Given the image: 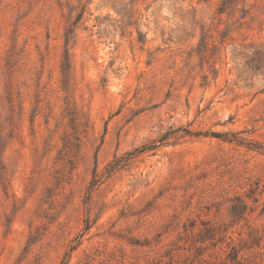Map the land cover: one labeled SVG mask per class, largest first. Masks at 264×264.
<instances>
[{
  "label": "rangeland",
  "instance_id": "1",
  "mask_svg": "<svg viewBox=\"0 0 264 264\" xmlns=\"http://www.w3.org/2000/svg\"><path fill=\"white\" fill-rule=\"evenodd\" d=\"M73 246L264 264V0H0V264Z\"/></svg>",
  "mask_w": 264,
  "mask_h": 264
},
{
  "label": "trees",
  "instance_id": "2",
  "mask_svg": "<svg viewBox=\"0 0 264 264\" xmlns=\"http://www.w3.org/2000/svg\"><path fill=\"white\" fill-rule=\"evenodd\" d=\"M234 1H236V0H234ZM222 12H223V11H222ZM83 15H84V11L82 12V14H79V15H78V17L76 18V22H78L79 20H81L82 17H83ZM74 32H75V28H74V24L72 23V24H70V25L67 27V29H66V33H65V35H66V45L69 44V42H70V37H71V35H72ZM70 65H71V64H70V61H69V55H68V57L65 58V61L62 62V64H61L62 75H63V78H64L63 80H68V79H69V70H70V68H71ZM74 108L76 109V107H74ZM186 132H188L189 134H191L190 131H186ZM199 134H201V133H199ZM166 139H167V134L163 135V136L160 138V140H159V144L162 143V142H164ZM226 140H228V141H230V142H232V141L235 140V141H237V142L243 144V142H245L246 139H243V138L239 137V139H226ZM248 144H250L251 146H253V147H255V148H260V147H258L259 145H257V144H253V143H248ZM157 147H158V144H153V145H143L142 147L136 148L135 151L130 152V153L128 154L127 157H128V158H131V157H134V156L137 155V154L144 153V152H147V151H152V150L156 149ZM215 234H216V233H211L209 236L213 237V235H215ZM76 247H77V246H73V247L71 248L70 253H67V256H66V259H65L64 264H69L70 254H71V252H73V251L76 249ZM232 255H233L232 259H236V258H238V256H239V252L235 249V247H232Z\"/></svg>",
  "mask_w": 264,
  "mask_h": 264
}]
</instances>
